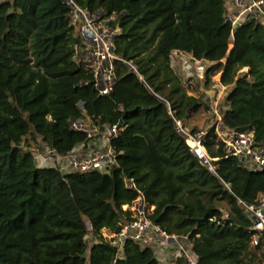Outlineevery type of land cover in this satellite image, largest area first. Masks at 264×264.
Here are the masks:
<instances>
[{
    "label": "trees",
    "instance_id": "16d2710c",
    "mask_svg": "<svg viewBox=\"0 0 264 264\" xmlns=\"http://www.w3.org/2000/svg\"><path fill=\"white\" fill-rule=\"evenodd\" d=\"M73 1L116 16V54L136 71L117 62L112 92L100 95L94 72L75 59L82 43L67 0L0 2V264H160L153 249L133 242L120 258L104 242L88 256V236L119 233L133 221L123 207L140 196L155 207L156 225L187 239L198 264H264L242 205L264 195V169L228 157L215 126L197 139L198 130L188 133L208 164L194 153L180 127L208 109L172 67L174 52L214 64L207 76L222 73L221 84L232 87L221 123L254 131L264 149V25L233 29L220 0ZM80 121L122 129L110 139L117 157L109 173L63 175L23 151L41 140L68 155L88 140L73 128Z\"/></svg>",
    "mask_w": 264,
    "mask_h": 264
},
{
    "label": "built area",
    "instance_id": "2783aa9c",
    "mask_svg": "<svg viewBox=\"0 0 264 264\" xmlns=\"http://www.w3.org/2000/svg\"><path fill=\"white\" fill-rule=\"evenodd\" d=\"M3 1L0 0V2ZM220 1L226 9V20L231 23L233 29L251 20L264 25V0ZM67 3L72 9L71 24L82 43L77 48L75 59L78 64L94 72L95 87L100 95H109L116 83L115 66L117 62H123L136 71L130 63L125 62L116 54L114 39L120 32L118 27L112 26V23L116 22V16H107L102 12L92 14L82 9L73 0H67ZM85 126H87L85 121L73 123L75 130L87 133L88 140L76 146L65 156L51 152L55 164L53 167L46 168L57 169L61 174L67 175L93 172L109 173L116 166L117 155L110 144V139L117 137L122 129L115 125L107 127L105 132H101L99 128L92 127L90 124L88 126L91 131ZM180 130L185 136H188L187 138L194 139L198 144L197 147L191 148L194 153L208 161L207 152L201 143L181 127ZM92 132L95 136L101 137V140L93 137ZM216 133L218 141L224 145L228 157L238 159L241 165L249 170L264 169V149L257 145L254 131L238 132L221 123L220 126H216ZM242 205L254 223L252 246H262L264 249V195L253 206L245 203ZM123 209L132 212L133 221L121 227L119 233L103 230L101 236L98 237L99 242L96 244L102 242L109 244L117 250L118 258L123 256L126 244L133 242L142 248L153 249L159 262L161 258H166L168 253L175 251V262L178 259H183L185 264H198V257L192 252V246L186 238L169 235L152 221L151 215L155 207L149 205L144 196H140L132 206H124ZM90 227L89 225L91 231Z\"/></svg>",
    "mask_w": 264,
    "mask_h": 264
},
{
    "label": "rangeland",
    "instance_id": "374dc122",
    "mask_svg": "<svg viewBox=\"0 0 264 264\" xmlns=\"http://www.w3.org/2000/svg\"><path fill=\"white\" fill-rule=\"evenodd\" d=\"M232 48L233 45H230V50ZM213 65L214 64L207 61H195L191 56H185L184 59L181 60L175 54L173 55L172 67L174 71L182 78L183 84L189 94L201 97L208 109H203L196 114L185 128V132L189 134H191L194 129L198 130V132L195 133L196 137L194 136L196 139L210 128L220 126L223 113L228 109L225 99L231 92L232 87H225L221 84L222 73H217L213 76L210 73L207 76V72L209 69L213 68ZM240 75H248L249 80H253L248 69L242 70ZM86 125L85 128L91 131L88 122H86ZM92 135L96 139L101 140V137L95 136L94 133ZM187 143L191 147L194 144L193 139L188 138ZM22 149L23 151H30L33 154L35 163L40 168L53 167L55 164L53 154H51L52 151L46 147L41 140L37 143L29 141L22 146ZM223 209L225 217H227L228 209L225 204H223ZM104 234H106L105 231ZM87 241L89 245V256L91 247L99 242V238L89 235ZM262 259L264 260V253Z\"/></svg>",
    "mask_w": 264,
    "mask_h": 264
},
{
    "label": "crops",
    "instance_id": "0c3cea01",
    "mask_svg": "<svg viewBox=\"0 0 264 264\" xmlns=\"http://www.w3.org/2000/svg\"><path fill=\"white\" fill-rule=\"evenodd\" d=\"M174 54L181 60H183L185 56H191V55L183 54L180 52H174ZM191 58H192V56H191ZM174 253H175V251H172V252H170V254L168 253V256H165L166 258H163V259L161 258L160 264H178V261L177 262L174 261ZM158 257H159V255H158Z\"/></svg>",
    "mask_w": 264,
    "mask_h": 264
},
{
    "label": "water",
    "instance_id": "95a60500",
    "mask_svg": "<svg viewBox=\"0 0 264 264\" xmlns=\"http://www.w3.org/2000/svg\"><path fill=\"white\" fill-rule=\"evenodd\" d=\"M233 48H234V46H233ZM233 48L230 50V54L232 53ZM186 137H188V136H186ZM187 139H188V138H187ZM198 151H199V150H198ZM204 162H205L206 164H208V161H207V160H204Z\"/></svg>",
    "mask_w": 264,
    "mask_h": 264
},
{
    "label": "bare ground",
    "instance_id": "6f19581e",
    "mask_svg": "<svg viewBox=\"0 0 264 264\" xmlns=\"http://www.w3.org/2000/svg\"><path fill=\"white\" fill-rule=\"evenodd\" d=\"M193 142H194V144L191 147H197L198 144L196 143V141L194 139H193Z\"/></svg>",
    "mask_w": 264,
    "mask_h": 264
}]
</instances>
